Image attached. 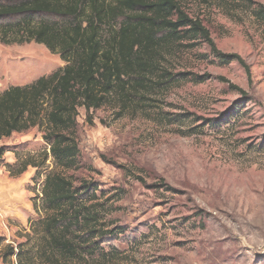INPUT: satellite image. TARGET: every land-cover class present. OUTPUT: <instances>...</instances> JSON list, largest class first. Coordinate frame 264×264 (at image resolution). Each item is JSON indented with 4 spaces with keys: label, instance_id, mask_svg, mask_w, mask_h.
I'll list each match as a JSON object with an SVG mask.
<instances>
[{
    "label": "rangeland",
    "instance_id": "obj_1",
    "mask_svg": "<svg viewBox=\"0 0 264 264\" xmlns=\"http://www.w3.org/2000/svg\"><path fill=\"white\" fill-rule=\"evenodd\" d=\"M178 2L208 28L218 50L241 56L251 81L237 61L200 60L207 46L186 51L159 42L156 64L203 80L156 86L142 105L77 109L72 136L82 165L66 172L94 184L97 200L108 206L104 227L114 231L100 244L97 254L104 255L84 264H264V21L238 0ZM62 66L56 51L25 36H5L0 24V92ZM229 110L234 119L219 124ZM46 128L42 121L0 139V264H44L35 222L44 216L43 178L60 168L45 157ZM27 158L39 167L17 174Z\"/></svg>",
    "mask_w": 264,
    "mask_h": 264
},
{
    "label": "trees",
    "instance_id": "obj_2",
    "mask_svg": "<svg viewBox=\"0 0 264 264\" xmlns=\"http://www.w3.org/2000/svg\"><path fill=\"white\" fill-rule=\"evenodd\" d=\"M238 1L249 7L253 17L264 21V5ZM135 11V15H127ZM0 24L5 36L28 37L56 51L63 61L49 77L0 92V139L43 121L48 145L45 157L50 156L60 167L52 168L43 178L44 216L35 222L43 240L39 255L44 264H84L97 259L104 255L97 254L102 251L101 242L114 232L104 227L102 218L108 206L97 200L94 184L66 172L82 165L81 150L72 136L78 108L88 113L113 102L122 109L129 104L142 105L144 93L156 86L203 80L193 72L172 74L156 64L159 42L186 51L207 46L209 52H200V60L221 65L237 61L251 81L241 56L218 50L208 28L178 0H0ZM219 79L246 96L226 78ZM233 114V110L224 113L219 124L234 119ZM29 165L37 168L40 162L25 159L17 174ZM9 250L8 254L14 253Z\"/></svg>",
    "mask_w": 264,
    "mask_h": 264
},
{
    "label": "crops",
    "instance_id": "obj_3",
    "mask_svg": "<svg viewBox=\"0 0 264 264\" xmlns=\"http://www.w3.org/2000/svg\"><path fill=\"white\" fill-rule=\"evenodd\" d=\"M6 189H9L8 192L12 194V191L10 188H5V194L7 195ZM12 202V199H7V202ZM0 203L2 204V207L4 209V174H1L0 176Z\"/></svg>",
    "mask_w": 264,
    "mask_h": 264
}]
</instances>
